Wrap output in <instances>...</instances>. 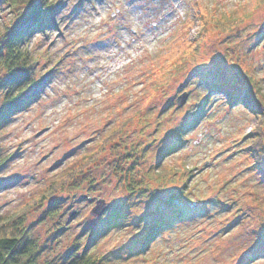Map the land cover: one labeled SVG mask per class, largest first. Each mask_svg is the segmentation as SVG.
Listing matches in <instances>:
<instances>
[{"label":"rangeland","instance_id":"rangeland-1","mask_svg":"<svg viewBox=\"0 0 264 264\" xmlns=\"http://www.w3.org/2000/svg\"><path fill=\"white\" fill-rule=\"evenodd\" d=\"M53 1L54 26L25 41L45 80L0 129V216L95 152L25 213L38 262L92 242L100 264H264V179L247 148L264 114V0ZM30 5L0 6V53ZM209 63L227 89L202 82Z\"/></svg>","mask_w":264,"mask_h":264},{"label":"trees","instance_id":"trees-1","mask_svg":"<svg viewBox=\"0 0 264 264\" xmlns=\"http://www.w3.org/2000/svg\"><path fill=\"white\" fill-rule=\"evenodd\" d=\"M42 1L45 3L44 6L34 3L33 0H0V6L5 5L11 8L31 4L26 14V22L4 35V48L0 53V67L5 73L2 82L4 92L3 106L0 108V129L13 111L26 105L31 98L36 96L45 80L46 75L43 76V74L34 77L38 58L33 55L30 47L25 43L27 37L43 25L44 27L54 26V14L58 4L53 0ZM258 107L256 109L258 120L253 127L254 133L249 134L251 137L247 148L254 158V167L264 179V170L260 166L263 151L261 140L264 138L261 124L264 120V114ZM119 129L120 127H117L112 131L105 141L115 139L119 134ZM95 157L96 153L94 152L61 178L51 182L45 190L25 203L18 211L0 216V264H100L87 252L92 242L86 244L80 254L73 253V251L69 252L71 257L68 260L59 263L38 262L37 242L28 235L27 228L23 224L24 215L29 208L41 203L45 198L54 194L57 189H61L68 181L74 179L78 173H82ZM2 162L3 156L0 150V166ZM128 190L131 191L130 188ZM161 220L162 217L154 222L157 223Z\"/></svg>","mask_w":264,"mask_h":264},{"label":"snow or ice","instance_id":"snow-or-ice-1","mask_svg":"<svg viewBox=\"0 0 264 264\" xmlns=\"http://www.w3.org/2000/svg\"><path fill=\"white\" fill-rule=\"evenodd\" d=\"M250 2V0H249ZM257 2H259V0H257ZM200 73H201V79L202 82L206 85V86H216L219 88H224L227 89L229 87V84L227 82V80L223 79L221 76L222 73V69H220L218 66L209 63L206 66H204L203 68L199 69ZM180 134V129H177V131L175 133H171L170 135L178 138ZM187 211H192L194 210V206H188L186 208Z\"/></svg>","mask_w":264,"mask_h":264},{"label":"water","instance_id":"water-1","mask_svg":"<svg viewBox=\"0 0 264 264\" xmlns=\"http://www.w3.org/2000/svg\"><path fill=\"white\" fill-rule=\"evenodd\" d=\"M185 97H186V93L185 92H182L180 95H178L176 97V104L177 106H180L183 104L184 100H185ZM108 206V202L105 201L104 198H97L95 200V204L94 206L91 208L90 210V213L92 215H99L101 214L105 209L106 207ZM74 213V210L70 212V215Z\"/></svg>","mask_w":264,"mask_h":264},{"label":"bare ground","instance_id":"bare-ground-1","mask_svg":"<svg viewBox=\"0 0 264 264\" xmlns=\"http://www.w3.org/2000/svg\"><path fill=\"white\" fill-rule=\"evenodd\" d=\"M133 17H134L135 19H139L140 15L136 14V15H134ZM120 38H121V39H125V38H126V35L122 34V35L120 36Z\"/></svg>","mask_w":264,"mask_h":264}]
</instances>
